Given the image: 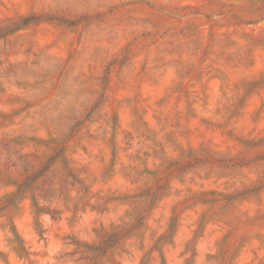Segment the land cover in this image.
I'll use <instances>...</instances> for the list:
<instances>
[{
  "label": "rangeland",
  "instance_id": "374dc122",
  "mask_svg": "<svg viewBox=\"0 0 264 264\" xmlns=\"http://www.w3.org/2000/svg\"><path fill=\"white\" fill-rule=\"evenodd\" d=\"M0 264H264V0H0Z\"/></svg>",
  "mask_w": 264,
  "mask_h": 264
}]
</instances>
